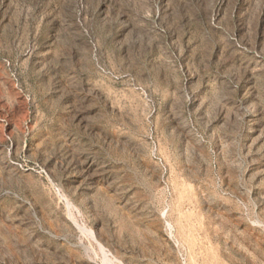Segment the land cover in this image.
I'll use <instances>...</instances> for the list:
<instances>
[{"label":"rangeland","instance_id":"374dc122","mask_svg":"<svg viewBox=\"0 0 264 264\" xmlns=\"http://www.w3.org/2000/svg\"><path fill=\"white\" fill-rule=\"evenodd\" d=\"M0 264H264V0H0Z\"/></svg>","mask_w":264,"mask_h":264},{"label":"bare ground","instance_id":"6f19581e","mask_svg":"<svg viewBox=\"0 0 264 264\" xmlns=\"http://www.w3.org/2000/svg\"><path fill=\"white\" fill-rule=\"evenodd\" d=\"M111 263V262H110Z\"/></svg>","mask_w":264,"mask_h":264}]
</instances>
